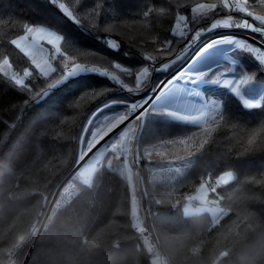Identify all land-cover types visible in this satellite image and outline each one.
<instances>
[{
	"label": "trees",
	"instance_id": "obj_1",
	"mask_svg": "<svg viewBox=\"0 0 264 264\" xmlns=\"http://www.w3.org/2000/svg\"><path fill=\"white\" fill-rule=\"evenodd\" d=\"M200 4L217 7L194 11ZM243 8L253 15L224 9L220 0H0V264H24L27 256L25 264H264V100L245 106L227 90L220 121L186 171L174 181L144 180L138 213L144 231L134 226L129 183L106 164L107 156L88 183L77 175L81 165L58 189L77 164L79 143L98 108L111 103L105 108L126 109L155 88L192 52L200 30L218 33L243 20L264 28L254 19L264 16V4L249 0ZM218 22L226 26L209 30ZM37 26L63 37L48 76L11 43ZM233 56L264 96V67L237 47ZM5 59L13 74L31 73L24 88L4 71ZM65 63L105 71L58 83ZM150 64L160 70L150 77L146 71L147 83L137 86L142 92L125 94L121 81L134 87ZM196 128L145 116L134 143L156 154ZM226 172L233 180L213 192ZM203 183L208 201L222 209L218 221L207 212H182Z\"/></svg>",
	"mask_w": 264,
	"mask_h": 264
},
{
	"label": "rangeland",
	"instance_id": "obj_2",
	"mask_svg": "<svg viewBox=\"0 0 264 264\" xmlns=\"http://www.w3.org/2000/svg\"><path fill=\"white\" fill-rule=\"evenodd\" d=\"M233 1L235 2V0ZM243 7L244 4H241L239 9ZM199 10L200 9H198V11ZM244 21L245 20L241 22V25L244 24ZM179 24L180 23H177L174 29V31L178 34L181 29ZM216 24L223 25L222 22H218ZM225 26L226 25H223V27ZM32 28L34 29L33 32L29 33L26 31L23 35L18 36L14 40L18 41L20 47L17 48L29 58L33 67L40 74L48 76L54 70L53 63L56 56L59 54L57 49H59L61 40H55V36H58L59 34L51 28L45 26ZM36 29L40 30L37 31ZM244 29L251 30L245 27ZM198 32L202 33L200 34L202 38L214 34L211 32L206 33L202 30ZM49 33H53L54 35H49ZM228 40L244 43L246 45L245 48L240 50L249 54L255 62L264 67V64H261L258 59L260 53L253 50L258 47L246 41L232 38ZM49 41L52 42L49 43ZM198 42H200V40ZM233 47L235 48L236 45L228 43H221L212 48H209L208 46L205 47L206 50L204 52L203 50L205 48L201 50L190 62L191 64L197 56L203 52L201 56L203 57L202 60H200L199 64L193 67V71L188 72L190 66L189 64L180 74L168 82L164 92L158 96L160 99L152 102L147 107L148 112L145 113V116H154V118L169 120H182L183 122L196 126L197 128L191 134H194L192 138L189 134L186 139L181 138L167 144L164 143L159 146L160 148L155 154L151 151V149L144 148L140 150L134 143L140 127V122L134 121V118L128 120L132 114H136V111L133 112L131 109L132 104L130 106L127 105L126 109L120 107V110L124 111L122 114L126 116V119L123 122L116 121L114 115L121 114V112H118L115 107L105 108L106 106H110L111 103L98 108L91 115L85 135L78 146L77 164L82 161L89 152H93L83 162L77 175H80L83 182L88 183L90 181L91 174L97 167L103 164V158L107 156L106 160L108 161L106 164L108 166L111 165L116 173L125 178L129 183L132 197L131 212L137 220H134V226H136L139 231L144 229L141 223L142 218L140 219L138 214L140 210V188L142 187L143 190L144 180L146 179L149 182L174 181L186 171L188 164L198 154L201 147L212 133L214 126L220 121L223 98L227 90L231 91L230 89H232L233 92L242 96L243 99L241 100L245 106L254 107V105L259 104L260 99L250 100V102L247 99L248 97L246 96V92L249 93L252 88L247 90L241 89V91L238 92L236 88L232 86V84L235 83V79L233 78L231 82L228 80L223 83L222 81L221 83L213 84V86L202 84L201 81L197 80L198 73L201 71L205 74L204 79L215 80L218 77L223 76V74H225L224 76H227V71H232V68L230 64L228 65L222 62L221 56L223 54L227 55L228 49ZM261 52L264 51L261 50ZM221 64H223V66H221ZM74 65L75 64H69V68L67 70L64 67L62 78L58 83L64 82L69 78L79 75L80 73H103L98 69H90L89 71L78 72V74L73 76H67V72L70 71ZM3 68L4 71L11 77L15 76L17 79H22L23 81L26 78L24 73L22 75L13 74L12 71L7 68V65L3 66ZM185 72H187L186 76L184 75ZM213 72H215V75H213ZM240 75L252 74L241 71ZM145 76L146 71L143 69L137 74V83L134 87L132 84L125 81H121V85L125 88L124 84H126V87L129 89L133 88L139 91L141 90L142 92V89L139 88L140 85L138 84L144 80L147 83V78H145ZM189 78H191L193 82L189 81ZM244 92L245 95L243 94ZM147 93L148 91L145 94ZM140 103L141 102L136 104ZM153 103H155L156 106L155 114H153V108L151 107ZM118 104L119 103L117 102L115 105ZM194 139H197V141ZM85 142L89 143L90 150L84 147ZM155 149L156 148H153V150ZM152 153L153 158L151 159L150 155ZM222 177L224 179H221ZM233 178L234 175L231 172H226L214 181L213 188L226 184L224 182L225 179L228 183L233 180ZM139 186L141 187L139 188ZM209 192L210 189L206 183L200 185L197 191L190 196L184 204H182L181 209L183 214L194 215L207 212L215 221H218L219 218L223 216L222 209L216 203L208 201ZM160 262L161 261H155L153 264H159Z\"/></svg>",
	"mask_w": 264,
	"mask_h": 264
},
{
	"label": "snow or ice",
	"instance_id": "obj_3",
	"mask_svg": "<svg viewBox=\"0 0 264 264\" xmlns=\"http://www.w3.org/2000/svg\"><path fill=\"white\" fill-rule=\"evenodd\" d=\"M50 2L52 4H56L57 3V0H50ZM220 2H221L222 7L224 9L239 8L241 4H244V5H248L249 4V0H235V3H230V0H220ZM259 2L261 4H264V0H259ZM216 7H217L216 4H210V5L200 4V5H198L197 9H195L194 11H196L198 9H204V8L215 9ZM59 8L66 15H68L69 17L72 16V12H70L65 7L64 4H59ZM240 10L243 11V12H247V15L248 16H252L253 15L252 12L251 11H248L247 8H240ZM150 11H151L150 9L148 11H145L144 15L145 16H148ZM254 19L255 20H258L261 25H264V16H255ZM216 27H217V24L216 23H213L210 26V29L209 30H213ZM243 27L248 28V29H251L254 32H264V29H262L260 27H253V25L250 24L248 21H244ZM36 30L39 31L40 29H36ZM33 31H34V29L32 27H27V32L31 33ZM49 35H54V34L53 33H49ZM62 38H63L62 35L55 36V40H57V41L61 40ZM51 42L52 41H49V43H51ZM11 43L14 44V45H16V47H20V45H19V43H18L17 40H12ZM221 43L235 44L236 47L239 48V49H243L246 46L244 43H238V42L233 41V40H227V41L217 40V41L211 42L208 45V47L209 48L216 47L217 45H219ZM170 45H171V41H166L165 42V45L162 46V47H164V49L166 50L167 46H170ZM249 47H251V46H249ZM253 50L260 53V56L258 57V59H259V61H260L261 64H264V52H261V50L259 48H254ZM57 51H59V49H57ZM146 59H147V57H146ZM3 63L7 65L8 64V60L5 59L3 61ZM64 67L67 70L69 68V65L65 64ZM116 67L117 68H120V65L117 64ZM83 71H89V69H87V67L82 66L79 63H76L71 68V70L67 72V76H73V75L78 74V72H83ZM145 71H147V67H145ZM191 71H193V67H189L188 72H191ZM30 75H31V73L29 71L25 70L24 76L27 77V76H30ZM184 75L186 76L187 75V72H185ZM204 75L205 74H204L203 71L199 72L198 73V76H197V80H199V81L204 80ZM213 75H215V72H213ZM64 78H67V77H64ZM12 80L14 81L15 85L19 86L20 88H24L26 86L25 83H24V81L22 79H17L15 76H13L12 77ZM189 81H192V79L189 78ZM208 82H210V81H208ZM221 82L222 81H220V80H217L216 81V83H221ZM256 84H257V80L252 75H235V83L232 84V86L235 87L236 90L239 92V91H241V89H246L247 90V89H249L250 87H252L253 85H256ZM94 91H96V90L93 89V90H89L88 92H94ZM243 94L245 95V92ZM159 99H160V97H153L152 98L153 102H155V101H157ZM260 99L261 100H264V96H261ZM148 102H149L148 101V98H145V100L143 102H141L139 105H137L136 103H133L131 105V109H132L133 112H135L138 107L139 108H144V105L145 104H148ZM254 106L255 107H259L260 105L259 104H256ZM151 107L153 108V114H155V107H156L155 106V103H153V105H151ZM147 112H148V109L147 108H144V111L143 112H140L138 115H135L134 116V121H139L140 122V128L142 127V125L144 123L145 113H147ZM169 115H171V114H169ZM114 116H115L117 122H123L126 119V116L124 114H117V115H114ZM84 147L85 148H88V150H90L89 143L88 142H85ZM221 179H224V178L222 177ZM224 182L227 183V180L225 179ZM212 190H213V192H215V188H213ZM143 230L144 229H141V231H143ZM19 239L21 241H23L24 240V237L21 236ZM220 255L221 256H227L228 253L227 252H222Z\"/></svg>",
	"mask_w": 264,
	"mask_h": 264
},
{
	"label": "built area",
	"instance_id": "obj_4",
	"mask_svg": "<svg viewBox=\"0 0 264 264\" xmlns=\"http://www.w3.org/2000/svg\"><path fill=\"white\" fill-rule=\"evenodd\" d=\"M234 9H237V8H234ZM179 26L181 27V29L183 28L181 24H179ZM260 28L264 29L263 27H260ZM182 33L186 34V30L183 29ZM230 38L252 43L256 47L264 51V32H254L252 30H246L244 29L243 25H241V23H239L237 26L233 27L230 30H225V31H221L218 33H214L212 35L205 36L204 38H202L200 34H196V39L191 41V44L194 45V48L192 52L188 55V57L175 70L171 71L163 79V81H161L155 88L149 90L148 93L145 94L143 97L135 101L129 102L128 105L130 106L133 103L143 102L145 98H148V101H149L148 104L144 105V108H147L153 102L152 98L158 97L159 95H161L164 92L165 87L168 84V82L172 80L173 78H175L178 74H180L190 64V62L194 59L196 54H198L201 50H203L213 41H217V40L227 41ZM199 40L200 42H198ZM107 41H109V39H107ZM86 67L89 70L94 69L93 66H91L90 64H88ZM159 70H160V67L158 65L150 64L147 67L148 76L150 77L151 74L156 73ZM101 71L104 72L105 69L102 68ZM124 86L125 88H123V92L125 94H131L134 96L139 95V90H136L133 88L129 89L128 87H126V84H124ZM144 108H137L135 115H138L140 112H143ZM135 115L132 114L128 118V120L133 119Z\"/></svg>",
	"mask_w": 264,
	"mask_h": 264
},
{
	"label": "crops",
	"instance_id": "obj_5",
	"mask_svg": "<svg viewBox=\"0 0 264 264\" xmlns=\"http://www.w3.org/2000/svg\"><path fill=\"white\" fill-rule=\"evenodd\" d=\"M234 49H235L234 47L228 49V54H229V55L227 54L228 56L225 55V54L222 55L223 57L221 56V58H222L221 60H222L223 63L228 64V65L229 64L231 65L232 71H230V70L227 71V73H226V74H228L227 76H224L225 74H223V76H220V77H218L215 80H213V79H204V80H201L202 84H205V85L208 84V85H212L213 86V84H215L217 80L223 81V83H224V81H228V80L231 82L232 78L235 79V75H237V74L240 75L241 71H245L244 68H241V67L240 68H237L238 61H236L235 58H234V56H233ZM205 50H206V48L203 50V52ZM202 53L197 56V58L190 64L189 67H194L197 64H199L200 60H202V58H203V57H201L202 56ZM224 57H225L226 60L224 59ZM221 66H223V64H221ZM208 81H210V82H208ZM250 88H252V90L249 93L246 92V96L248 97L247 98L248 101L250 102V100L260 99V96L258 94L259 87L257 86V84L256 85H253ZM230 90H231L232 93H234L235 95H237L239 97L240 101L242 102V100H241V99H243L242 96H240L239 94L233 92L232 89H230ZM118 112H124V111L118 110ZM179 121H182V120H179Z\"/></svg>",
	"mask_w": 264,
	"mask_h": 264
},
{
	"label": "water",
	"instance_id": "obj_6",
	"mask_svg": "<svg viewBox=\"0 0 264 264\" xmlns=\"http://www.w3.org/2000/svg\"><path fill=\"white\" fill-rule=\"evenodd\" d=\"M93 151H91V152H89L84 158H83V160L82 161H80L78 164H76V166L73 168V170L70 172V174L63 180V182L60 184V186L58 187V189L61 187V185L70 177V175L71 174H73L81 165H82V163L87 159V157L92 153ZM56 193H57V191H56ZM51 206V205H50ZM49 209H50V207H49ZM49 209H48V212H49ZM48 212L46 213V215H45V217H44V220H45V218H46V216H47V214H48ZM44 220H43V222H44ZM43 222H42V224H43ZM42 224H41V226H40V228H39V230H38V233L40 232V230H41V227H42ZM38 235V234H37ZM36 238H37V236H36ZM36 238L34 239V242L32 243V246H31V248H30V251H29V253H28V255L30 254V252H31V250L33 249V246H34V244H35V241H36ZM27 258H28V256L26 257V260H27ZM26 260H25V262H26ZM25 262H24V264H25Z\"/></svg>",
	"mask_w": 264,
	"mask_h": 264
}]
</instances>
